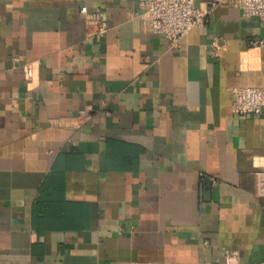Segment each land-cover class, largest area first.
<instances>
[{
	"label": "crops",
	"instance_id": "0c3cea01",
	"mask_svg": "<svg viewBox=\"0 0 264 264\" xmlns=\"http://www.w3.org/2000/svg\"><path fill=\"white\" fill-rule=\"evenodd\" d=\"M142 1L0 0V264L264 262V113L229 92L264 85V22L196 0L174 45Z\"/></svg>",
	"mask_w": 264,
	"mask_h": 264
},
{
	"label": "built area",
	"instance_id": "2783aa9c",
	"mask_svg": "<svg viewBox=\"0 0 264 264\" xmlns=\"http://www.w3.org/2000/svg\"><path fill=\"white\" fill-rule=\"evenodd\" d=\"M218 3H228L241 8L244 15L256 16L264 22V0H216ZM211 6H200L196 0H143L141 10L132 11L131 15L140 17L150 31L165 35L174 45L179 44L194 28L205 26ZM87 13V6L81 8ZM110 29L105 19H91L88 23V34L92 38L101 39ZM252 44L264 48V36L252 40ZM27 78H32L34 69L31 64L25 66ZM234 96L232 110L239 115L264 113V85L235 86L229 88ZM94 114L92 108H81L76 118L87 121ZM257 176V195L264 197V170L255 172ZM226 256L233 259L239 255L237 250L226 249ZM132 264H140L133 262ZM256 264H264L259 262Z\"/></svg>",
	"mask_w": 264,
	"mask_h": 264
}]
</instances>
